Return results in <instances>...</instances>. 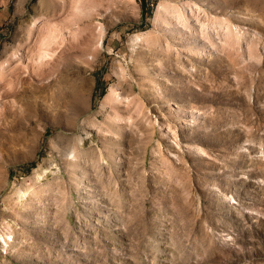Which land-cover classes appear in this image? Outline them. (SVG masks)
I'll return each instance as SVG.
<instances>
[{
  "label": "rangeland",
  "instance_id": "374dc122",
  "mask_svg": "<svg viewBox=\"0 0 264 264\" xmlns=\"http://www.w3.org/2000/svg\"><path fill=\"white\" fill-rule=\"evenodd\" d=\"M0 264H264V0H0Z\"/></svg>",
  "mask_w": 264,
  "mask_h": 264
},
{
  "label": "bare ground",
  "instance_id": "6f19581e",
  "mask_svg": "<svg viewBox=\"0 0 264 264\" xmlns=\"http://www.w3.org/2000/svg\"><path fill=\"white\" fill-rule=\"evenodd\" d=\"M48 43H50V42H48ZM4 239L6 240V238L4 237Z\"/></svg>",
  "mask_w": 264,
  "mask_h": 264
}]
</instances>
